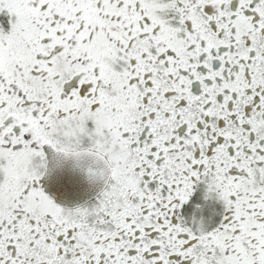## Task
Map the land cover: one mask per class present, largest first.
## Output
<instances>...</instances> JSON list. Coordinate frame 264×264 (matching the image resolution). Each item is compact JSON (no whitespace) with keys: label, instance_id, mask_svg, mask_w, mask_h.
Segmentation results:
<instances>
[{"label":"snow or ice","instance_id":"snow-or-ice-1","mask_svg":"<svg viewBox=\"0 0 264 264\" xmlns=\"http://www.w3.org/2000/svg\"><path fill=\"white\" fill-rule=\"evenodd\" d=\"M0 264H264V0H0Z\"/></svg>","mask_w":264,"mask_h":264}]
</instances>
